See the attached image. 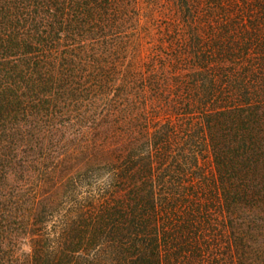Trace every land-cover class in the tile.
Returning <instances> with one entry per match:
<instances>
[{
	"label": "trees",
	"instance_id": "1",
	"mask_svg": "<svg viewBox=\"0 0 264 264\" xmlns=\"http://www.w3.org/2000/svg\"><path fill=\"white\" fill-rule=\"evenodd\" d=\"M135 1L0 0V264H264V0Z\"/></svg>",
	"mask_w": 264,
	"mask_h": 264
},
{
	"label": "rangeland",
	"instance_id": "2",
	"mask_svg": "<svg viewBox=\"0 0 264 264\" xmlns=\"http://www.w3.org/2000/svg\"><path fill=\"white\" fill-rule=\"evenodd\" d=\"M136 16L133 21L131 42L125 57L141 69L160 50L168 47L164 43L166 32L173 29V22L177 20L174 0H136L133 3ZM28 241L21 246V252L29 253Z\"/></svg>",
	"mask_w": 264,
	"mask_h": 264
}]
</instances>
